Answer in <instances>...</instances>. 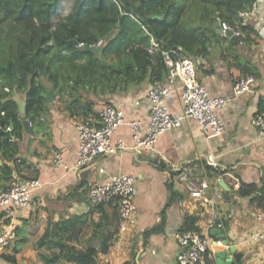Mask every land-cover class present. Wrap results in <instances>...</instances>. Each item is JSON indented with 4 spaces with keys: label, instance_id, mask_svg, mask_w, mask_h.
Returning a JSON list of instances; mask_svg holds the SVG:
<instances>
[{
    "label": "crops",
    "instance_id": "crops-1",
    "mask_svg": "<svg viewBox=\"0 0 264 264\" xmlns=\"http://www.w3.org/2000/svg\"><path fill=\"white\" fill-rule=\"evenodd\" d=\"M239 26L245 27H239L244 40L232 49L224 42L223 57L219 48H212L205 57L188 56L195 64L198 81L209 94L227 100L216 112L224 125L220 136L207 139L198 122L187 118L178 128L161 133L152 149L134 150L131 129L126 123L114 133V138H121L128 145L126 150L111 156H97L77 170L72 167L78 151L74 118L55 99L50 102L40 129L32 128V134L23 131L18 153L12 161H0L13 169L11 182L2 181V184L9 186L17 180L28 179H38L42 184L32 193L25 209L10 214L0 210V229L11 224L17 234L0 255V264H41L43 251L36 244L47 226L80 215L86 218V223L79 235L78 247L96 250L97 264H173L179 249L177 235L185 216L195 217L197 229L210 239L226 244L223 252L231 264H264V238L257 241L250 238L254 230L264 232L261 200L264 138L257 136L251 124L252 117L264 111V54L258 30V27L264 30V0H256L251 10L240 15ZM233 55L239 56V67L229 64ZM245 74L253 75L255 83L249 91L235 95L233 84ZM162 82L171 91L165 99L169 113L173 117L181 116L180 85H170L165 79ZM151 85L147 82L132 85L126 93L107 97L106 104L95 105L96 115L104 105H112L125 114L127 121L145 123L150 111L146 93ZM56 153L61 155L67 169L52 163ZM209 154L216 158L217 167L223 173L224 187L219 185L222 196L216 201L214 211L222 220L223 228L208 229L211 208L190 196L192 182L207 179L203 166ZM100 168L104 174L99 172ZM106 174H128L134 178L133 222L124 232L119 230L114 203L105 205L102 212L89 211L86 203L89 184L100 181ZM169 180L177 194L171 202L166 185ZM208 181L213 184L212 179ZM241 186L255 189L241 194ZM93 224L98 228L94 230ZM214 229L221 230V234H211ZM216 254L208 258V264H217ZM4 256L11 257L12 261L5 260Z\"/></svg>",
    "mask_w": 264,
    "mask_h": 264
},
{
    "label": "trees",
    "instance_id": "trees-1",
    "mask_svg": "<svg viewBox=\"0 0 264 264\" xmlns=\"http://www.w3.org/2000/svg\"><path fill=\"white\" fill-rule=\"evenodd\" d=\"M255 1L71 0L62 16L64 0H0V161H12L18 153L24 119L40 129L50 105L44 98L48 90L71 118L97 116L95 105L106 104L107 97L126 93L132 85L162 82L165 54L196 58L219 48L223 57L222 44L228 42L232 49L238 41L222 34L220 23L239 26L240 14ZM100 39L99 50L86 49ZM229 64L238 66L239 56L233 55ZM14 91L25 95L24 116L18 114ZM9 128L11 139L5 136ZM203 167L208 180L222 179L217 166ZM12 171L0 164V189L12 185L2 184L11 182ZM166 185L171 202L177 194L171 180ZM251 190L241 186L239 193ZM112 203L119 219L117 198L89 211L102 212ZM195 222V217L185 216L180 231L197 229ZM85 223L82 215L50 223L36 244L43 251L41 264H97L96 250L78 247Z\"/></svg>",
    "mask_w": 264,
    "mask_h": 264
},
{
    "label": "built area",
    "instance_id": "built-area-1",
    "mask_svg": "<svg viewBox=\"0 0 264 264\" xmlns=\"http://www.w3.org/2000/svg\"><path fill=\"white\" fill-rule=\"evenodd\" d=\"M241 16L243 13L240 14ZM261 38V46L264 54V30L258 27ZM220 32L233 35H241L239 26L220 23ZM103 40H98L89 47H100ZM82 46V44H79ZM167 75L165 80L170 85L179 84V101L182 113L179 117H173L165 104L170 89L163 82L152 84L146 93L149 104V116L145 123L139 120L127 121L125 114L112 105H104L98 112L97 118L84 120L74 118L73 126L77 133L78 151L73 168L80 169L90 164L97 156L115 155L128 148L121 138H114V133L124 124L131 129V148L134 150L152 149L158 136L172 128H178L184 119H195L202 134L207 138L220 136L224 125L222 119L216 114L223 108L227 100L221 96H212L196 77V67L192 59H172L165 54ZM255 78L251 74H245L237 78L233 84V93L240 95L249 91ZM138 102H136L137 104ZM255 132L259 138H264V111L256 113L252 119ZM52 163L55 166L67 169L61 155H53ZM205 164L211 167L217 166V160L209 154L205 158ZM99 172L104 174V169ZM222 179L216 177L213 184L207 179L192 182L190 196L192 199L209 206L212 210V218L208 229L213 227L223 228L222 220L215 215L216 201L221 199L219 182ZM42 186L38 179L21 180L13 183L7 189H0V210L6 214L11 211L22 210L30 204L32 193ZM136 188L134 178L128 174H106L100 181L89 184L87 191L88 208L117 198L119 208V230L124 232L133 222L135 209L134 197ZM264 208V198H263ZM17 237L16 230L11 224L3 225L0 229V255ZM254 241L264 238V232L254 230L250 236ZM178 252L173 264H208V258L223 251L225 245L220 240H212L199 229H189L177 235Z\"/></svg>",
    "mask_w": 264,
    "mask_h": 264
},
{
    "label": "water",
    "instance_id": "water-1",
    "mask_svg": "<svg viewBox=\"0 0 264 264\" xmlns=\"http://www.w3.org/2000/svg\"><path fill=\"white\" fill-rule=\"evenodd\" d=\"M157 17V16H156ZM158 18V17H157ZM226 36L231 38V39H234V40H237V41H243L244 38L242 37V35H238V36H235L233 35L231 32H227L226 33ZM87 50L90 49V47H86ZM96 50H99L100 47H96L95 48ZM194 59V58H193ZM45 100L47 102H52L54 100V92L50 89L46 95H45ZM16 104H17V109H18V114L20 116H24L25 114V95L23 94H19L17 93L16 91H14L13 93V98H12ZM22 127H23V131L27 134H32L33 130H32V127L29 123L28 120L24 119L22 121ZM5 136L7 139H11V136H10V133H9V129L5 132ZM219 185L224 187V182L220 181L219 182ZM211 234H221V230H218V229H214V230H211L210 232ZM233 248H231L232 250ZM234 250V249H233ZM226 256V253L223 252V251H220L216 254V263L217 264H231V259H226L225 258Z\"/></svg>",
    "mask_w": 264,
    "mask_h": 264
},
{
    "label": "rangeland",
    "instance_id": "rangeland-1",
    "mask_svg": "<svg viewBox=\"0 0 264 264\" xmlns=\"http://www.w3.org/2000/svg\"><path fill=\"white\" fill-rule=\"evenodd\" d=\"M70 3H71V0H64V4H63V7H62V11H61V14L62 16L66 15L69 10H70Z\"/></svg>",
    "mask_w": 264,
    "mask_h": 264
}]
</instances>
